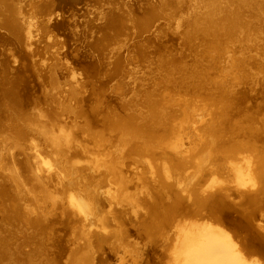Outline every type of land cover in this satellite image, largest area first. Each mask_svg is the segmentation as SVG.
<instances>
[{"label": "bare ground", "instance_id": "obj_1", "mask_svg": "<svg viewBox=\"0 0 264 264\" xmlns=\"http://www.w3.org/2000/svg\"><path fill=\"white\" fill-rule=\"evenodd\" d=\"M54 1H37L42 7L41 19L37 21L23 14L17 0H0V34L12 36L20 46L30 48L36 31L47 33L58 25V16L51 6ZM123 6H111L113 13L99 24V35L88 42L90 48L105 52L109 41L118 44L112 33L122 31L127 21L136 28L137 34L162 18L164 28L157 31L156 37L164 35L167 27L169 30L180 28L184 44L189 45L193 37L200 38L208 44L203 53L206 56L211 52L212 57L227 56L228 51L221 43L241 37L243 44L254 47L263 56L262 62L252 59L253 66L264 64V49L259 45L264 38V0H157L149 1L141 15ZM70 10L73 14L74 9ZM147 41L151 38L143 43L134 41L131 47L140 52ZM104 52L106 57L108 53ZM233 52L228 65L236 70L231 80L237 82L245 76L241 71L246 59L243 61L240 51ZM118 57L112 61L115 69L120 65ZM169 61L181 70L176 58ZM11 70L16 74L15 68ZM189 73L195 77L198 69L193 68ZM12 78L10 75V83ZM227 82L222 78L211 82L214 90L210 93L209 108L184 101L176 107L162 104L158 109L152 104L160 99L148 95L142 102L146 111L139 110L147 114L140 115L139 121H133L134 116L126 112L130 108L122 103L125 113L114 112L113 118L104 115L107 126L93 132L87 126L76 124L67 128L68 120L62 114H44L46 117L41 118L42 114L26 111L15 86L0 80V264L6 258L12 264H21L13 253L19 252L24 243L37 248L49 244L53 230L50 216L58 203H61V213L71 209L79 224L78 238L83 240L73 252L71 264H91L90 238L106 236L102 232L115 220L119 205L135 210L126 176L127 155L134 151L153 153L164 162L158 175L151 170L156 185L167 189L160 194L162 202L156 203L161 206L157 215L160 218L152 221L149 228L152 234L147 237H163L171 252L165 261L163 254L157 256L155 264H264V223L257 222V218L264 215V124L253 117L234 118L245 94L233 92ZM73 88L70 93L74 95L76 108L72 102L62 103L59 113L80 112V109L85 112V98L77 87ZM199 110L210 117L201 126L200 146L192 156L184 155L190 150L180 148L183 129L176 125V120L192 118ZM104 139L107 143L113 142L112 146H104ZM104 149L111 155L98 157L105 154ZM248 150H256L255 163H240L238 156ZM180 153L185 158L176 156ZM51 155L53 162L47 159ZM210 163L213 165L207 166ZM190 167H193L190 172L193 175H189L199 174L200 178L176 187L183 172ZM214 171L225 172L229 180L212 190L214 178L211 184L205 181ZM165 177L172 180L167 182ZM110 182L115 184L116 194L107 198L106 208L101 195L110 193L111 189L102 188ZM244 187L247 190H243ZM147 196H150L149 191L136 194L141 204H146ZM239 196L241 198L236 199ZM181 212L196 220L178 223L176 214ZM233 215L241 218L238 225L244 228L243 234L234 233L236 240L220 227ZM172 227L177 228L176 233L170 232ZM36 264L52 263L41 257Z\"/></svg>", "mask_w": 264, "mask_h": 264}, {"label": "rangeland", "instance_id": "obj_2", "mask_svg": "<svg viewBox=\"0 0 264 264\" xmlns=\"http://www.w3.org/2000/svg\"><path fill=\"white\" fill-rule=\"evenodd\" d=\"M17 1V5L21 7L26 17L40 21L42 7L39 6L41 2H37L39 0ZM34 1L36 4L32 3ZM86 1L88 3L74 9L73 14L71 10L63 12L56 8L54 1V5L51 6L54 8L55 16H58L56 17L58 25L47 33L41 34V30L36 31L37 35L33 38V45L30 48L20 46L12 36L0 34V80L15 86L17 96L23 102L26 111L42 114L41 118L46 117L44 114L47 116L62 114L68 120L65 125L67 128L76 124L87 126L93 132H98L107 126L104 124V115L111 118L112 114L125 111V108L121 106L122 103L130 108L126 112L134 116L133 121H139L140 115L147 114L139 110L146 111L142 102L148 95L154 99H160L152 104L158 109L162 104L167 107L171 105L176 107L177 103L182 105L184 101L209 108L212 101L210 93L214 90L211 82L222 78L228 81L233 92L242 91L245 94L239 112L234 114V118L253 117L260 124H264V64L257 67L251 62L252 59L262 62L263 56L258 54L254 47L243 44L240 41L241 37L221 43L220 46L226 47L225 50L228 51L227 56L212 57L211 52L206 56L203 53L205 45L208 44L200 38L193 37L189 45L184 44L183 32L180 28L171 27L172 30H169L167 27L164 35L156 37L157 31L164 28L162 18L154 20L148 30L137 34H135L136 28L127 21L122 31L112 33L119 43L109 41L106 47L108 49L105 51L108 55L104 57L103 50L90 48L88 42L99 35L98 26L104 22L106 16L112 15L111 6L124 5L129 7V11L133 9L136 15H141L149 1L157 0ZM58 11L61 14H57ZM146 38H151V41H147L142 51L138 52L131 47L134 41L143 43ZM259 45L264 49V38L259 41ZM233 50L236 53L237 50L242 53L243 61L244 58L246 59L241 71V75L245 76L237 82L231 80L236 70H231L228 65L231 54H234ZM115 56H119L120 59V65L116 69L112 62ZM172 57L180 62L181 70L169 61ZM13 68L16 74L12 72ZM193 68L198 69L195 77L189 73ZM10 75H13L12 83H10ZM199 80L202 81L199 82ZM74 86L85 98V112L82 109L80 112L74 109V112L59 113L62 103L68 105L70 102L72 104L75 102L72 98L74 95L70 93V89ZM73 89L76 90V88ZM73 106L76 108L77 104ZM204 113L199 110L193 114L192 118L181 117L176 120V125L183 129L180 134L183 146L180 148L190 150L184 155L192 156L196 147L200 146L198 143L203 137L201 126L210 117L209 114ZM193 119L194 123L187 122ZM104 140V146H112L113 142L107 143L108 141ZM104 153L98 157L108 158L111 155V153L107 155L106 149ZM176 156L185 158L181 153ZM47 159L53 162L54 157L51 155ZM127 159L129 160L126 173L128 192L132 194L130 200L134 199L132 203L135 210L119 205L115 220L102 232L106 236L97 235L98 237L90 238L88 248L92 251L90 252L93 258L91 264H155L157 256L163 254L165 261L166 256L171 252V247L165 245L163 237L155 235H152L153 239L149 238L151 236L147 237L152 234V230L149 229L152 221L160 218L157 215L161 206L158 207L156 203L162 202L160 194L163 195L167 189H161L156 185L151 170L154 175H158L164 162L159 156L153 153L145 154L143 151H134L127 155ZM256 159V150H248L238 156L240 163L245 161L255 163ZM192 169L193 167H190L183 172L184 176L179 179L176 187L189 185L200 178L199 174L191 176ZM175 174L176 172L173 173L174 176ZM225 175V172L214 171L205 182L211 184L214 178V187H212L214 190L218 184L227 183L229 178ZM164 179L167 182L172 180L166 177ZM109 187L110 193L101 195L106 208V201L111 198L112 193L116 194L115 184L111 182L106 183L102 190H107ZM243 190H247V187ZM147 191L150 196H147L146 204H141L136 194L143 195ZM238 198L241 197H236ZM60 204L58 203L55 213L50 216L53 230L49 244L44 248H37L32 244L24 243L19 252L14 251L15 260H21V264H36L43 257L48 258L52 264H71L72 254L83 240L78 238L79 224L71 209L68 208L61 213ZM176 218L178 223L196 220L185 212L176 214ZM239 220H241L240 217L229 216L228 222L221 223L220 226L235 240L237 238L234 237V233L243 234L244 232V228L238 225ZM257 220L264 223V215ZM176 229L172 227L170 232L176 233ZM8 260L10 259H4L1 264H12Z\"/></svg>", "mask_w": 264, "mask_h": 264}, {"label": "water", "instance_id": "obj_3", "mask_svg": "<svg viewBox=\"0 0 264 264\" xmlns=\"http://www.w3.org/2000/svg\"><path fill=\"white\" fill-rule=\"evenodd\" d=\"M86 0H55L56 8L63 12L70 11L71 8L76 9L77 6L84 5Z\"/></svg>", "mask_w": 264, "mask_h": 264}]
</instances>
